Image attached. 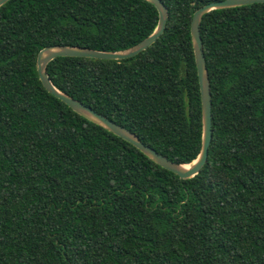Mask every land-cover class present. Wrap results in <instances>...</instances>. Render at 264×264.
Wrapping results in <instances>:
<instances>
[{
	"label": "trees",
	"instance_id": "obj_1",
	"mask_svg": "<svg viewBox=\"0 0 264 264\" xmlns=\"http://www.w3.org/2000/svg\"><path fill=\"white\" fill-rule=\"evenodd\" d=\"M169 19L123 60L57 57L61 92L179 164L200 155L195 11L220 0H162ZM159 13L148 0H10L0 7V264H264V3L201 24L213 140L181 179L74 112L40 81L49 46L127 50Z\"/></svg>",
	"mask_w": 264,
	"mask_h": 264
},
{
	"label": "water",
	"instance_id": "obj_2",
	"mask_svg": "<svg viewBox=\"0 0 264 264\" xmlns=\"http://www.w3.org/2000/svg\"><path fill=\"white\" fill-rule=\"evenodd\" d=\"M10 0H0V7L5 5ZM155 5L159 13L158 26L148 38L144 39L139 44L118 52H105L94 50L86 47H74V46H49L40 51L37 57V71L40 81L44 88L68 105L74 112L84 117L85 119L102 126L107 131L114 135L124 139L132 144L144 155H146L153 162L159 166L167 169L168 171L175 173L181 179H189L200 173L202 168L206 165L209 158V147L213 140V114H212V95L211 84L209 79V72L207 69V62L204 54L203 40L201 36V24L204 15L216 10L232 7H239L245 5H252L256 3H264V0H220L214 1L204 5L197 9L193 15L191 22V36L193 41V48L195 54V61L198 72V79L202 100V118H203V139L202 150L199 157L191 164H179L171 161L166 156L158 153L154 148L146 145L141 141L132 131L128 130L122 125L117 124L111 119L96 112L93 108L85 105L81 101L74 99L73 97L58 90L52 83L47 67L48 64L57 57H79V58H92L102 60H123L131 57H135L142 51L147 50L161 37L166 29V24L169 19V10L162 0H148ZM187 165H191L187 168Z\"/></svg>",
	"mask_w": 264,
	"mask_h": 264
},
{
	"label": "bare ground",
	"instance_id": "obj_3",
	"mask_svg": "<svg viewBox=\"0 0 264 264\" xmlns=\"http://www.w3.org/2000/svg\"><path fill=\"white\" fill-rule=\"evenodd\" d=\"M191 165H187L186 167L189 168Z\"/></svg>",
	"mask_w": 264,
	"mask_h": 264
}]
</instances>
